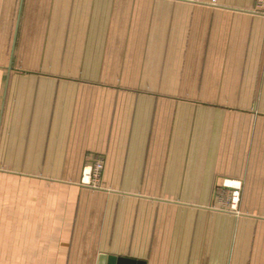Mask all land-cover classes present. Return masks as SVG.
<instances>
[{
	"label": "crops",
	"instance_id": "1",
	"mask_svg": "<svg viewBox=\"0 0 264 264\" xmlns=\"http://www.w3.org/2000/svg\"><path fill=\"white\" fill-rule=\"evenodd\" d=\"M258 1L0 0V264H264Z\"/></svg>",
	"mask_w": 264,
	"mask_h": 264
},
{
	"label": "built area",
	"instance_id": "2",
	"mask_svg": "<svg viewBox=\"0 0 264 264\" xmlns=\"http://www.w3.org/2000/svg\"><path fill=\"white\" fill-rule=\"evenodd\" d=\"M253 10L257 13L264 15V0H259ZM104 161L101 158H97L92 163H88L84 167L81 175V183L86 186L94 188H101V174L103 170ZM237 199L236 191L233 193L232 200Z\"/></svg>",
	"mask_w": 264,
	"mask_h": 264
},
{
	"label": "water",
	"instance_id": "3",
	"mask_svg": "<svg viewBox=\"0 0 264 264\" xmlns=\"http://www.w3.org/2000/svg\"><path fill=\"white\" fill-rule=\"evenodd\" d=\"M99 264H143V262H138L136 260L127 257H115L113 255H101L99 258Z\"/></svg>",
	"mask_w": 264,
	"mask_h": 264
},
{
	"label": "rangeland",
	"instance_id": "4",
	"mask_svg": "<svg viewBox=\"0 0 264 264\" xmlns=\"http://www.w3.org/2000/svg\"><path fill=\"white\" fill-rule=\"evenodd\" d=\"M232 196H233V193H232V195H231V199H232Z\"/></svg>",
	"mask_w": 264,
	"mask_h": 264
}]
</instances>
